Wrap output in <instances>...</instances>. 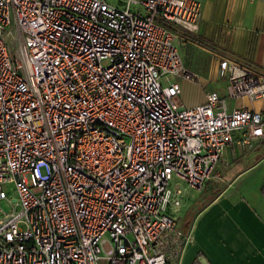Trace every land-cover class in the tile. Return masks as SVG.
Instances as JSON below:
<instances>
[{
    "label": "built area",
    "instance_id": "built-area-1",
    "mask_svg": "<svg viewBox=\"0 0 264 264\" xmlns=\"http://www.w3.org/2000/svg\"><path fill=\"white\" fill-rule=\"evenodd\" d=\"M119 1L0 0V264H180L173 181L264 142L260 71L223 57L226 93L192 106L168 82L195 81L176 37L200 0Z\"/></svg>",
    "mask_w": 264,
    "mask_h": 264
},
{
    "label": "crops",
    "instance_id": "crops-1",
    "mask_svg": "<svg viewBox=\"0 0 264 264\" xmlns=\"http://www.w3.org/2000/svg\"><path fill=\"white\" fill-rule=\"evenodd\" d=\"M200 1L194 41L204 50L202 54L209 56L204 66L216 77L215 82H211L213 77L204 79L206 83L194 96L189 85L181 86L180 96L190 97L195 101L192 105L205 102L208 91L226 93L227 82L219 72L223 57L264 74V0ZM177 34L180 46V31ZM217 79L222 80L220 86ZM231 101L230 107L241 102L252 105L247 98ZM254 105L263 109L264 99ZM241 135V131L235 132V141L218 166L224 187L196 212H188L186 223L178 222L190 234L180 264H191L198 254L211 264H264V142L247 149L239 143Z\"/></svg>",
    "mask_w": 264,
    "mask_h": 264
},
{
    "label": "rangeland",
    "instance_id": "rangeland-1",
    "mask_svg": "<svg viewBox=\"0 0 264 264\" xmlns=\"http://www.w3.org/2000/svg\"><path fill=\"white\" fill-rule=\"evenodd\" d=\"M107 1L116 6H120V7L124 6V4L121 3L119 0H107ZM193 33L194 30H189V29L180 30V34H181L180 37H182L180 38V46L177 39H176V43L180 49V52L182 53V57L186 63V67L187 68L189 67L190 70H192L197 74L195 81L194 80L191 81L183 78H177V77H170L168 81V82L179 81V83L183 88L188 87L186 85H189V89L190 91H192L191 94H193L192 96H194V94L196 93H199V91L202 89V86H204V84L206 83L204 79L208 77H213L211 79L212 80L211 82H215V77H216L215 73L212 76V74L209 73L208 68L206 69V67L204 66V64L206 65L207 63L206 60L209 59V56L205 57V55L202 54L205 52L202 49V47H200L199 44L195 42L196 38H194ZM182 39L185 40V43H183V41L181 42ZM200 54H202L201 56H203L202 59L200 57ZM221 83H222L221 79L216 80V84L218 86H220ZM209 85H211V83L205 85V89H204L205 91L209 89L208 88ZM177 99L179 103H185L187 105H192L195 103V101H193L190 97L183 96V94L181 96H178ZM232 101L235 102L236 100H232ZM232 101L230 103H233ZM176 183L178 186L184 188V194L181 196L182 205L178 207L175 206L171 207V214L178 220V222L180 221L181 224L186 223L189 220V217L186 216L188 212L189 213L196 212L200 206H202L208 199L216 195L225 185V181L222 173H221V179L213 178L209 180L201 191L189 187L187 182L183 180L175 179L173 181V185H176ZM14 188L15 187L13 183L8 184L7 190L9 191L10 195L16 194ZM2 207L6 211L12 210V205L8 204L6 201L2 202ZM99 264H106V262L105 260H101Z\"/></svg>",
    "mask_w": 264,
    "mask_h": 264
},
{
    "label": "trees",
    "instance_id": "trees-1",
    "mask_svg": "<svg viewBox=\"0 0 264 264\" xmlns=\"http://www.w3.org/2000/svg\"><path fill=\"white\" fill-rule=\"evenodd\" d=\"M191 264H211L209 261H205L201 254H198Z\"/></svg>",
    "mask_w": 264,
    "mask_h": 264
}]
</instances>
